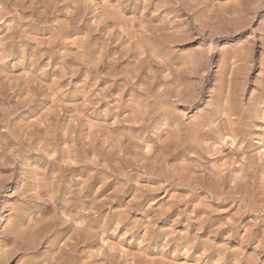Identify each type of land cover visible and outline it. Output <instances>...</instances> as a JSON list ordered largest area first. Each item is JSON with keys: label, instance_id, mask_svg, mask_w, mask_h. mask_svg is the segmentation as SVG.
<instances>
[{"label": "rangeland", "instance_id": "374dc122", "mask_svg": "<svg viewBox=\"0 0 264 264\" xmlns=\"http://www.w3.org/2000/svg\"><path fill=\"white\" fill-rule=\"evenodd\" d=\"M0 264H264V0H0Z\"/></svg>", "mask_w": 264, "mask_h": 264}]
</instances>
